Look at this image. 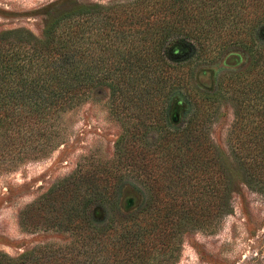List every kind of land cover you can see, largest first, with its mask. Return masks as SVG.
<instances>
[{
  "label": "rangeland",
  "instance_id": "rangeland-1",
  "mask_svg": "<svg viewBox=\"0 0 264 264\" xmlns=\"http://www.w3.org/2000/svg\"><path fill=\"white\" fill-rule=\"evenodd\" d=\"M58 1L115 0H0V29L39 35ZM121 1L150 21L187 4ZM221 41L175 45L152 98L98 85L52 130L0 131V264H264V100L247 84L264 66Z\"/></svg>",
  "mask_w": 264,
  "mask_h": 264
},
{
  "label": "trees",
  "instance_id": "trees-1",
  "mask_svg": "<svg viewBox=\"0 0 264 264\" xmlns=\"http://www.w3.org/2000/svg\"><path fill=\"white\" fill-rule=\"evenodd\" d=\"M58 3L42 7L39 35L25 27L0 29V131L24 136L35 124L52 130L61 112L98 85L120 99L164 93L163 66L175 45L222 39L257 51L255 62L264 66L258 47L264 0H187L178 19L157 21L146 20L137 2H81L61 10ZM252 83L264 100V75ZM47 138L49 147L54 137Z\"/></svg>",
  "mask_w": 264,
  "mask_h": 264
},
{
  "label": "water",
  "instance_id": "water-1",
  "mask_svg": "<svg viewBox=\"0 0 264 264\" xmlns=\"http://www.w3.org/2000/svg\"><path fill=\"white\" fill-rule=\"evenodd\" d=\"M180 106L175 105L171 112V119L174 123L179 121Z\"/></svg>",
  "mask_w": 264,
  "mask_h": 264
},
{
  "label": "flooded vegetation",
  "instance_id": "flooded-vegetation-1",
  "mask_svg": "<svg viewBox=\"0 0 264 264\" xmlns=\"http://www.w3.org/2000/svg\"><path fill=\"white\" fill-rule=\"evenodd\" d=\"M175 105H178L179 106L180 104L179 103H174L173 108H174Z\"/></svg>",
  "mask_w": 264,
  "mask_h": 264
}]
</instances>
